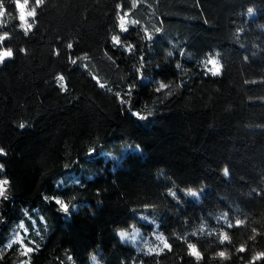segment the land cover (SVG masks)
I'll return each mask as SVG.
<instances>
[{
	"label": "trees",
	"instance_id": "trees-1",
	"mask_svg": "<svg viewBox=\"0 0 264 264\" xmlns=\"http://www.w3.org/2000/svg\"><path fill=\"white\" fill-rule=\"evenodd\" d=\"M2 2L14 58L0 66V264H90V252L102 264H251L264 252V0H29L28 36ZM131 224L163 232L171 251L121 244L116 229ZM16 231L31 252L6 247Z\"/></svg>",
	"mask_w": 264,
	"mask_h": 264
},
{
	"label": "clouds",
	"instance_id": "clouds-1",
	"mask_svg": "<svg viewBox=\"0 0 264 264\" xmlns=\"http://www.w3.org/2000/svg\"><path fill=\"white\" fill-rule=\"evenodd\" d=\"M43 2H44V0H39V3L41 5L43 4ZM13 3H15L17 5V7L20 9L21 19L23 20V18L25 16V7L29 3V0H13ZM5 11L6 10L4 8L3 2H2V0H0V27L5 26V23H4V20H3V17L5 15ZM248 12L252 13L253 12V8L249 7L248 8ZM28 15H30V13ZM12 18H13L12 16H8V20L9 21L12 20ZM19 27L24 31V35L28 36V34L33 30L34 26L33 25H28L27 22L24 21V22H22L19 25ZM6 37H9L8 33L0 34V41L5 39ZM22 52L27 54L26 50L23 49V48H22ZM8 53H12V55L8 56L4 51L0 50V66H2L3 60L5 58H9V59L14 58V52H13L12 49H9ZM168 54H169V52L167 53V55ZM212 72L213 73L217 72V68L215 66L213 67ZM60 76L61 75H58L57 78L59 79ZM213 77H215V75ZM60 86L63 88V81H60ZM0 153H3L5 155H7V153L4 151V149H0ZM0 170H4V165L3 164H0ZM223 174L226 177L229 175L227 167H225L223 169ZM190 192H195V191H189L188 194ZM0 197H2L4 200H8L9 199V196L6 194V186L3 184V182H0ZM140 218L142 220L149 221L150 223L154 224L156 226V228H159L158 222L155 221V220H150L148 216L141 215ZM41 219H43V217ZM20 227L24 228L23 222L20 223ZM130 228H132V230H133L131 234L127 230H125L123 228L116 229V234H117L121 244H130L132 246V248L137 253L143 252L144 255H146V256L152 255L153 253L159 254V251H160L159 246H157V247H147V246L137 247V237H139L141 235L142 229L137 227L135 224H131ZM252 238L254 239L255 237H252ZM155 239L157 241H160V243L163 245V248H167V249H169V251H171V246L168 244L167 239H166L165 235L163 234V232H161L159 235H155ZM19 242H20V238L17 237V239H14L11 243L7 244L6 247L10 249L12 244L19 243ZM189 245H194V244H192V243L188 244V248L190 249V252H191V248L189 247ZM194 247L196 248L195 245H194ZM145 248H147V250H145ZM241 249L245 250V248L243 246H241L239 249H237V251H241ZM220 253H219V255H220ZM88 258H89L90 264H102V261L98 258V256L96 255L95 252H90ZM201 258H202L201 254L199 253V259H201ZM0 259H3V254L2 253H0ZM261 259H264V252L257 253L252 258L251 264H255V261L261 260ZM25 264H30V262L29 261H25Z\"/></svg>",
	"mask_w": 264,
	"mask_h": 264
},
{
	"label": "snow or ice",
	"instance_id": "snow-or-ice-1",
	"mask_svg": "<svg viewBox=\"0 0 264 264\" xmlns=\"http://www.w3.org/2000/svg\"><path fill=\"white\" fill-rule=\"evenodd\" d=\"M35 5H36V7L41 6V4L39 3V0H35ZM15 6H16V10L18 11V18H19L20 24H21L22 22L26 21L28 25H31V24H29L28 20H29L30 17H31V18H34V17L36 16V7H33V8H31L30 10H28V4H27L26 7H25V16H24V18H23V20H22V19H21V14H20V9L17 7V5H15ZM5 10H6V9H5ZM29 13H30V15H28ZM132 23H133V24H136V23H138V22H137V21H133ZM125 25H126V21H125L124 17L121 16V17H120V23H119V28H120V31H121V32H125V33L128 32L129 29H128ZM144 31H145V33H146L147 40L151 41V40L153 39L152 35H151V34H148L146 29H145ZM156 31L159 32L160 29H157ZM5 33H7V32H5ZM9 39H10V37H6V38L3 39L2 41H0V50L4 51L8 56H11L12 53H8V50L11 49V47H3L5 41H7V40H9ZM112 43L116 44L117 46H120V38H119V36H113V37H112ZM67 47H68V49H72V48H73V45H72L71 43H69V44L67 45ZM132 47H133V46L129 45V46L126 48V51L130 53V52L132 51ZM20 51L22 52V49H20ZM59 54H60L59 51H56V52H55V55L59 56ZM172 55H173V53H172L171 51H169L168 56H172ZM181 55H183V53H181ZM84 59H87V56H85ZM140 59L143 60V56H141ZM6 60H10V59H9V58H5V59L3 60L2 65H4V63H5ZM69 60H70V62H71L72 64H76V63H77V60L72 59L70 56H69ZM207 65H210V66H211V67L207 68V71L210 72V74H211L212 76H214V75H215V76H219V75L221 74V66H220L218 60H216V59H212V58H209V59L207 60ZM214 66L217 68V72H216V73H213V72H212V69H213ZM180 67H181L180 64L177 63V64H176V68H177V69H180ZM136 71H137V75H138V77L141 78V79H143V74H142L141 69L138 68ZM57 77H58V76H57ZM56 79H57V81L59 82V87H60L61 91H62V92H67V91H68V88H67L66 83L64 82V80H65L64 76L61 75V76L59 77V79H58V78H56ZM93 79H95V77H93ZM60 81H63V88L60 86ZM97 82H98V81H97ZM98 83H99V82H98ZM100 87L103 88L104 85H103V84H100ZM133 87H134V85H131V84L129 85V87H128V94H129V95H131V92H132V88H133ZM166 87H167V85H166L165 83L160 82V83L158 84V87L156 88V91H160L161 89H164V88H166ZM117 96H118V98H120V97H119V94H117ZM120 103H121V104H124V103H125V101L123 100V98H120ZM129 109H130V108H129ZM133 114L136 115L139 119H145V118H146V117L142 116V115H141L140 113H138V112L133 113ZM24 127H25L24 124H21V125H20V128H24ZM0 149H4V148L0 147ZM0 156H6V155L3 154V153H0ZM0 164H2V163H0ZM65 167H67V165H65ZM2 172H4V170H0V173H2ZM0 182H3V184H4L5 186H7V185L10 183L8 179H0ZM6 192H7V189H6ZM168 194H169L170 196H172L174 199L176 198V195H177L175 192H170V193H168ZM189 195H190V196H193V197H196V196H197V193H196V192H190ZM0 199H3V198L0 197ZM45 199L47 200V199H49V198H48V197H45ZM51 199H52V201H54L57 205L60 206V209L62 210L63 213L68 214V213L70 212V209H69L68 204L65 203L62 199H59V198H56V197H52ZM3 200H4V199H3ZM4 201H7V200H4ZM3 222H4V220H3V215L0 214V223H3ZM242 223H243L242 221H239V220L236 221V225H237V226H239V225L242 224ZM232 226H233L232 224H229V225H228V227H232ZM223 239H224V240H227V239H228L227 234H224ZM189 247L191 248L190 255H192V256L195 257L196 259H199V252H198L197 249L194 247V245H189ZM26 251L31 252L32 249H31V248H27ZM243 251H244V249H241V252H243ZM220 255H221V257H224V256H225V253L221 252Z\"/></svg>",
	"mask_w": 264,
	"mask_h": 264
},
{
	"label": "rangeland",
	"instance_id": "rangeland-1",
	"mask_svg": "<svg viewBox=\"0 0 264 264\" xmlns=\"http://www.w3.org/2000/svg\"><path fill=\"white\" fill-rule=\"evenodd\" d=\"M101 155L104 157L105 161H108V160L116 161V160H118V157L114 156L112 154L102 153ZM59 182L60 181L58 180L55 183V185L59 184ZM132 231L133 230L131 229V231L129 233L131 234ZM155 235H157V234L151 233V234L147 235V234L142 232L141 235L139 237H137V247H144V246L157 247V246H159V248H162L163 245L160 243V241H157L155 239ZM17 237L20 238V235H19L18 231H16L14 233V235L12 236V238L10 239V241L7 244L11 243L14 239H17ZM153 239H154V244H152ZM19 244H20V249L25 252L27 248L21 243V241L19 242ZM125 245L131 246L130 244H125ZM145 250H147V248H145Z\"/></svg>",
	"mask_w": 264,
	"mask_h": 264
}]
</instances>
